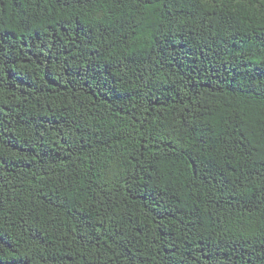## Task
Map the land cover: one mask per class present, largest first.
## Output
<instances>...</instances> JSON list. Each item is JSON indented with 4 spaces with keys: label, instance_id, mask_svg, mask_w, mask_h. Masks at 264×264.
<instances>
[{
    "label": "trees",
    "instance_id": "1",
    "mask_svg": "<svg viewBox=\"0 0 264 264\" xmlns=\"http://www.w3.org/2000/svg\"><path fill=\"white\" fill-rule=\"evenodd\" d=\"M0 264H264V0H0Z\"/></svg>",
    "mask_w": 264,
    "mask_h": 264
}]
</instances>
